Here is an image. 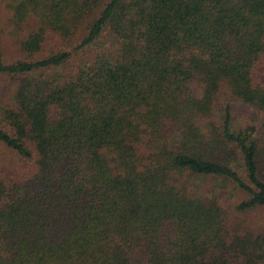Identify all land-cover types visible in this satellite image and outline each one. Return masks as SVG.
<instances>
[{
	"label": "trees",
	"instance_id": "16d2710c",
	"mask_svg": "<svg viewBox=\"0 0 264 264\" xmlns=\"http://www.w3.org/2000/svg\"><path fill=\"white\" fill-rule=\"evenodd\" d=\"M0 1V264H264V0Z\"/></svg>",
	"mask_w": 264,
	"mask_h": 264
},
{
	"label": "rangeland",
	"instance_id": "374dc122",
	"mask_svg": "<svg viewBox=\"0 0 264 264\" xmlns=\"http://www.w3.org/2000/svg\"><path fill=\"white\" fill-rule=\"evenodd\" d=\"M1 5H2V3L0 1V9H2ZM10 84L11 83H9V81L7 80L5 82V84H4L5 88L7 89L6 86H8ZM2 96H3V98H5V96H7V90H4V92H2ZM5 149L6 148H4L3 145L0 143V168H6V167H11V166L15 167L16 166L15 165L16 163L12 161L11 157L9 156L10 153L8 151H7L8 152L7 153ZM247 217H248V221L249 222H252L251 220L252 219H256V218L258 220L259 219L260 220H263L262 217H261V215H255V214H253L252 216H247Z\"/></svg>",
	"mask_w": 264,
	"mask_h": 264
}]
</instances>
